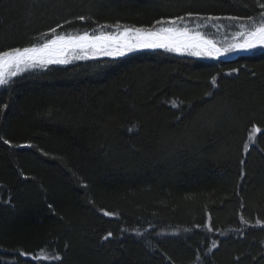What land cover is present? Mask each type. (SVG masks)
Segmentation results:
<instances>
[{
	"label": "trees",
	"instance_id": "trees-1",
	"mask_svg": "<svg viewBox=\"0 0 264 264\" xmlns=\"http://www.w3.org/2000/svg\"><path fill=\"white\" fill-rule=\"evenodd\" d=\"M261 4L0 0V50L52 28L177 17L218 21L241 41ZM0 264H264V50L214 61L142 51L32 68L1 87Z\"/></svg>",
	"mask_w": 264,
	"mask_h": 264
},
{
	"label": "snow or ice",
	"instance_id": "snow-or-ice-1",
	"mask_svg": "<svg viewBox=\"0 0 264 264\" xmlns=\"http://www.w3.org/2000/svg\"><path fill=\"white\" fill-rule=\"evenodd\" d=\"M260 7L264 8V4ZM78 19L83 21L86 18L81 16ZM184 19V17H177L170 20H158L155 24L160 25L159 28L155 25L152 28L124 27L120 24L101 25V28L115 27L118 30L115 34L101 32L99 35H89L85 32L82 35L65 36L57 35V29L52 28L50 30L53 34L52 38L43 43L31 47L0 50V86L7 85L12 77L26 69L48 64H66L69 62V56L74 59H87L98 54L117 57L137 48H163L173 52H189L195 56L219 57L235 50L264 47V12L260 14L258 22L248 17L247 19L251 22L250 26L240 23L241 31L236 35L243 39L223 49L218 48L213 41L205 39L201 33H193L187 27H180ZM208 19L217 20L220 17H208ZM226 19L241 20L236 16ZM212 83L215 84V78ZM254 131L259 132L260 129L256 128ZM245 147L247 148V145ZM105 215H110V213L105 212ZM241 219L243 220V217ZM260 223L257 221V224ZM209 230H211L210 226ZM111 235L112 233H108V236Z\"/></svg>",
	"mask_w": 264,
	"mask_h": 264
},
{
	"label": "rangeland",
	"instance_id": "rangeland-1",
	"mask_svg": "<svg viewBox=\"0 0 264 264\" xmlns=\"http://www.w3.org/2000/svg\"><path fill=\"white\" fill-rule=\"evenodd\" d=\"M196 21H199V23H196ZM203 24L209 28L210 32H213V35L212 37H206V36H203V37H206V38H209V39H212L214 41L217 42V44H219V46H221L222 48H226L228 47L229 45L233 44V43H236V42H239L237 40H235L236 37L234 38H231L230 37V34H228L229 30L228 29H223L222 28V25H220L218 23V21H202V20H195V22H184V23H181L179 26L181 27H187L191 32L195 33L197 32L198 29L200 28H203ZM118 30H115L111 33H114V32H117ZM104 33H108V32H104ZM91 34V33H90ZM99 34V33H98ZM93 35V34H92ZM233 41V42H232ZM232 42V43H231ZM155 50H166V49H155ZM264 50V48L262 49H259L257 51H254L253 53L255 52H258V51H262ZM142 51H154V50H142ZM142 51H139V52H142ZM138 52V53H139ZM173 52V51H172ZM136 53L134 50L131 51V52H127L125 55L123 56H117V57H110V56H103V55H95V56H90L89 58L87 59H74L72 58V56H69V62H72V61H86V60H89V59H94V58H108V59H118V58H124L128 55H131V54H134ZM177 54H181V55H185V56H190V57H193V58H197V59H202V60H210V61H214V60H218L217 58H213V57H208V56H195V55H192L190 54L189 52H175ZM230 53V52H228ZM232 53V52H231ZM48 65H51V64H48ZM48 65H45V66H38V67H34V68H44ZM32 68H29V69H26V70H30ZM14 77H12L11 79H13ZM4 86V85H3ZM2 86V87H3ZM38 258L39 257H43L45 258V255L43 254H40L39 256H37ZM47 258V257H46Z\"/></svg>",
	"mask_w": 264,
	"mask_h": 264
},
{
	"label": "bare ground",
	"instance_id": "bare-ground-1",
	"mask_svg": "<svg viewBox=\"0 0 264 264\" xmlns=\"http://www.w3.org/2000/svg\"><path fill=\"white\" fill-rule=\"evenodd\" d=\"M115 33H117V32H114L113 34H115ZM99 34H100V33H99ZM99 34H95V35H99ZM81 35H82V34H81ZM89 35H92V34L89 33ZM204 38L213 41V42L216 44V46H217L218 48L223 49L221 46H219V44H217L216 41H214V40H212V39H209V38H206V37H204ZM262 48H264V47L257 46L256 48H253V49H250V50H235V51H231L232 53H231V52H230V53H226V54L220 55L219 57H213V58H217V59H220V58H227V57H228V58H231V57H233L232 54H237V53H239V54H251V53H253L254 51H257V50L262 49ZM155 49H161V48H155ZM155 49L137 48V49H134V51L137 53V52L142 51V50H155ZM210 58H211V57H210ZM2 86H3V85H2ZM2 86H0V88H1Z\"/></svg>",
	"mask_w": 264,
	"mask_h": 264
},
{
	"label": "water",
	"instance_id": "water-1",
	"mask_svg": "<svg viewBox=\"0 0 264 264\" xmlns=\"http://www.w3.org/2000/svg\"><path fill=\"white\" fill-rule=\"evenodd\" d=\"M233 55V57H231V58H235V57H237V56H241V55H244V54H239V53H237V54H232ZM221 59H230V58H220V60Z\"/></svg>",
	"mask_w": 264,
	"mask_h": 264
}]
</instances>
